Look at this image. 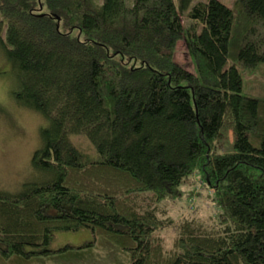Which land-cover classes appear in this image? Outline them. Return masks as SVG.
<instances>
[{"label": "trees", "instance_id": "16d2710c", "mask_svg": "<svg viewBox=\"0 0 264 264\" xmlns=\"http://www.w3.org/2000/svg\"><path fill=\"white\" fill-rule=\"evenodd\" d=\"M129 1L0 0L15 100L47 121L40 178L0 190V264L74 262L100 239L127 264H264V98L244 91L264 67V0ZM198 189L213 230L194 221Z\"/></svg>", "mask_w": 264, "mask_h": 264}, {"label": "rangeland", "instance_id": "374dc122", "mask_svg": "<svg viewBox=\"0 0 264 264\" xmlns=\"http://www.w3.org/2000/svg\"><path fill=\"white\" fill-rule=\"evenodd\" d=\"M197 1L200 0H195L193 5ZM219 1L229 8H232L235 3V0ZM94 2L102 4V0H94ZM132 5L133 0L128 2V6ZM182 21L185 27L189 25L186 13L182 16ZM0 37V39H5L4 30ZM176 61L185 69L192 70L185 41H181L177 46ZM244 78L246 80L245 93L247 91L254 97L264 98V67L257 73H248ZM17 88L18 81L6 60L4 48L0 44V190L15 193L20 192L27 182L40 178L32 168V158L41 148V130L47 126V121L42 116L17 104L14 96ZM224 134L226 139L220 145L221 153H232L234 149L231 132L225 131ZM72 140L81 151L88 156H94L91 145L86 139L73 137ZM195 194L194 201L190 203L196 209L194 221L202 222L203 227L213 230L215 209L203 190L198 189ZM187 201L184 198L177 204H172L169 207L170 215L176 220L187 217L189 211H193ZM169 237L170 242L173 234ZM89 239L90 236L86 232L61 234L54 241V247L57 249L64 245L78 246ZM104 243L101 239L94 242L91 254L85 259L74 262L66 258L56 261L54 259L45 264H127L128 260L125 255L114 250L111 242Z\"/></svg>", "mask_w": 264, "mask_h": 264}]
</instances>
